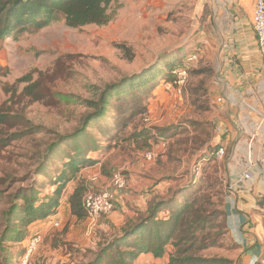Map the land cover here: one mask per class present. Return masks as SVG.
<instances>
[{
  "label": "rangeland",
  "instance_id": "obj_1",
  "mask_svg": "<svg viewBox=\"0 0 264 264\" xmlns=\"http://www.w3.org/2000/svg\"><path fill=\"white\" fill-rule=\"evenodd\" d=\"M221 1L225 0H113L110 12L114 18L107 25L70 27L61 19L17 39L0 40V107L7 102L12 112L8 125L0 127L5 140L0 145V264H21L25 246L22 241L5 238L12 224L5 212L20 204L18 213L23 214L24 194L39 199L52 194L65 161L81 151L91 158L100 154V174L105 182L102 178L97 189H105L116 172L129 180L131 166L142 160L151 162L145 156L149 150L155 152L153 161L172 173L168 192L174 198L164 209L171 211L198 192L197 207L203 210L205 221L194 235L179 236L182 255L216 258L215 264H237L239 253L225 227L227 156L217 161L213 155L220 147L214 114L218 110L216 116L221 113L226 120L229 113L219 109L218 96H214L217 49L201 34L211 31L213 13ZM220 30H231L229 22H224ZM208 35L212 37L211 32ZM227 41L220 40L224 44ZM151 68L156 78L148 85L115 97L107 114L91 121L85 132L61 139L82 128L83 118L94 111L86 100H98L107 84ZM178 69L187 71L183 85L176 82ZM24 76L29 79L21 81ZM221 95L228 102L226 95ZM244 116L249 117L246 112L235 119L249 128L246 133L242 127L241 133L259 145L264 129ZM110 166L118 170L112 174L111 169L108 176ZM182 166L185 169L178 172ZM186 168L193 173L189 178L183 176L188 173ZM82 182L86 186L85 180ZM84 223L75 224L83 230L78 233L85 236V244L71 249L72 259L85 264V258L86 264H94L104 250L102 263L109 264L120 249L113 245L106 251L103 243L117 232H105L99 224L87 234L89 224L87 220ZM16 226L27 229L21 220ZM211 236L217 244L210 245L207 237ZM174 248L172 244L168 249L173 253ZM220 258L231 261L219 262ZM170 259L153 264H168Z\"/></svg>",
  "mask_w": 264,
  "mask_h": 264
},
{
  "label": "crops",
  "instance_id": "obj_2",
  "mask_svg": "<svg viewBox=\"0 0 264 264\" xmlns=\"http://www.w3.org/2000/svg\"><path fill=\"white\" fill-rule=\"evenodd\" d=\"M255 1L219 2L220 5L213 13L211 31L201 33L202 39L210 45L214 43L212 48L217 49L218 68H215L216 76L213 78L214 96H218L215 99L219 109L229 113V117L224 120L221 113L216 116L217 110L214 114L217 120L214 119V122L219 132L217 144L226 148L229 192L226 193L224 208L231 242L239 253L237 264H264V139L261 136L260 144H254L253 140L245 136L249 132L247 125H241L235 120L238 115H246L247 112L256 122L257 128L264 129V99H262L264 69L253 27ZM226 21L229 22L231 30L223 32L220 28ZM210 32L211 38L208 35ZM225 38L228 41L225 44L221 43L220 40ZM221 93L226 95L228 102L222 99ZM242 127L246 128L244 134L241 133ZM249 152L252 154L251 160L247 158ZM102 166L103 164L98 162L84 167L77 178L68 183L62 193L57 212L29 226L28 239L37 234L42 238L39 248L32 254V264H36L33 257L37 260V264L79 263L77 259L75 261L72 259L71 249L81 248L85 244L82 239V237L85 239V236L79 235L83 230L77 229L76 225H82L87 220V216L79 218L73 214L70 197L80 182L85 180L88 183L89 177L96 173L99 179L93 183V186L100 187L102 178L105 182L104 176L100 174ZM107 169L109 172L106 175L109 176L111 172L112 174L116 172L118 167L110 166ZM111 169L113 171L110 172ZM130 169L128 185L131 190L113 189L117 209L108 218L100 219L103 222L99 220L94 225L98 227L101 222L100 225L105 232L109 230L117 232L113 236L121 233L129 221L135 222L140 216L147 215L152 203L173 196L168 192L171 185H168V182L171 183L168 178L172 177V173L166 171V166L162 167L154 161L142 160V163H137ZM182 169H185V166H182L178 172ZM186 171L188 173H185L184 177L189 178L193 175L191 170L186 168ZM245 173H249L251 177L245 179L243 177ZM56 223H59V226ZM87 224H89L87 234H90L94 226L91 227L88 220ZM85 246L89 247V244ZM170 251L163 256L165 258L157 260L152 253L141 254L138 264H153L162 259L167 262ZM83 259V263L88 262L87 259Z\"/></svg>",
  "mask_w": 264,
  "mask_h": 264
},
{
  "label": "trees",
  "instance_id": "obj_3",
  "mask_svg": "<svg viewBox=\"0 0 264 264\" xmlns=\"http://www.w3.org/2000/svg\"><path fill=\"white\" fill-rule=\"evenodd\" d=\"M112 2L113 0H0V40L9 37L17 39L25 33L37 32L61 19L70 27H83L91 24L107 25L114 18V13L110 12ZM152 70L153 68L144 73L125 78L120 82L107 84L102 89L98 100H86L89 106L94 107V111L83 118L82 128L73 134L61 136V139L75 138L85 132L91 121L102 118L107 114L115 97L119 98L136 92L139 88L148 85L156 78V74H153ZM27 79H29L28 76H24L21 81ZM11 113V110L7 107V102L0 107V127L8 125ZM4 142V138L0 136V145ZM82 153L84 152L81 151L78 156L65 161L63 169L55 178V183L58 185L54 190L55 192L52 191V194L43 195L41 193L40 195L43 196L41 199L33 194L27 196L24 194L23 197H25L26 203L22 209L23 214L18 213L21 207L20 204H14L5 212V218L9 223H12L6 229L5 238L17 242L22 241V244L25 245L24 254L27 250L26 242L29 240L28 238L25 239L27 233L29 234V226L38 220L55 214L60 206L61 195L68 183L76 179L84 167L102 162L100 154L91 158L88 155L84 156ZM126 188H128V185ZM85 190H87V184L85 186L83 182H80L70 197L72 212L79 218L87 215L81 201ZM197 193L196 191L189 199L176 205L171 211L164 209V207L169 204L174 195L171 198L156 201L151 204L147 215L140 216L135 222L129 221L121 233L113 236L106 241L107 243L104 242L106 251L113 245L118 246L120 249L117 256L112 258L109 264H134L141 254L147 253H152L156 258H162L166 253H169L168 248L172 244L176 248H174L173 253L170 252L169 258L171 257V259L168 264H215L218 261L216 258L202 259L196 256L182 255L183 250H181L182 245L179 236L183 238V235L188 237L194 235L200 223L203 225V221H205V217H201L203 210L197 207L199 199ZM115 203L116 210L117 202L115 201ZM20 220L27 226L26 230L18 229L16 226L17 221ZM225 227L228 229L227 222ZM207 240L212 241L210 245L218 243V240L212 236L207 237ZM194 245L195 243L190 248H193ZM105 256L106 252L103 250L94 264H103ZM226 258H220L219 262L220 260L231 261Z\"/></svg>",
  "mask_w": 264,
  "mask_h": 264
},
{
  "label": "built area",
  "instance_id": "obj_4",
  "mask_svg": "<svg viewBox=\"0 0 264 264\" xmlns=\"http://www.w3.org/2000/svg\"><path fill=\"white\" fill-rule=\"evenodd\" d=\"M253 27L257 36L259 51L261 54L263 69H264V0H256L254 4L253 13ZM177 74V83L179 85L185 84L187 80V71L185 69L175 70ZM214 158L217 161H223L226 155V148L220 146L215 152H213ZM146 158L149 161H153L155 157V152L149 150L146 153ZM248 160H251V152L247 155ZM245 179H249L251 176L249 173L243 175ZM99 179V175L93 174L89 177L87 181V190L83 196V206L86 211L87 220L90 226L93 227L100 219L103 217L110 216L116 207V198L113 189L123 190L128 185V179L122 172H116L111 178V186L113 189H97L93 186ZM59 226V223H56ZM42 238L40 235H33L29 238L27 244L26 253L21 257V264H31V255L34 250L37 249L38 245L41 243Z\"/></svg>",
  "mask_w": 264,
  "mask_h": 264
}]
</instances>
